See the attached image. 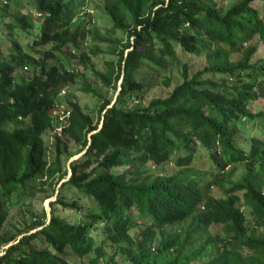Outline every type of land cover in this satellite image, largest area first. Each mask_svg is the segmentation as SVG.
<instances>
[{"label": "trees", "instance_id": "trees-1", "mask_svg": "<svg viewBox=\"0 0 264 264\" xmlns=\"http://www.w3.org/2000/svg\"><path fill=\"white\" fill-rule=\"evenodd\" d=\"M7 1L0 3L2 11ZM32 1L39 16V31L29 43L32 50H21L11 39L0 57V228L8 209L5 199L13 191L30 194L34 187L28 182L36 176L42 177L40 185L64 177L60 155L69 154V141L84 149L68 161L70 172L58 186L84 192L98 209L67 221L56 212L55 203L78 208L56 192L48 203L46 222L38 218L15 234L0 232V264H69L66 248L77 256L89 254L86 264H99L104 249L92 234L96 228L116 244L128 264H190L212 240L218 247L201 264H264V55L251 60L254 38L264 51V14L251 5L253 0H234L225 7L219 0H102L110 32L123 34L93 33L114 56L103 70L94 68L89 57L101 49L92 46L86 51L80 44L86 21L78 14L84 12L83 0ZM4 25L8 33L15 27L24 30L32 27V17L12 14ZM47 42L48 48L35 47ZM245 43L247 48L231 58ZM175 45L202 56L203 65L188 74L182 63L180 81L166 95L142 103L132 91L144 84L131 77L132 71L143 59L163 65ZM64 49L75 54V62L90 69L102 86L115 90L120 79L113 99L82 79L81 89L99 98L96 120L68 89L83 72L61 62L48 63ZM23 66L31 70L28 78L14 72ZM162 79L169 84L168 76ZM61 88L64 93L57 96ZM258 99L261 107L253 110L249 104ZM54 102L67 110L59 133L54 127L60 121L51 114ZM242 118L262 129L260 136L249 134L239 145ZM22 120L27 123L5 127L8 121ZM45 131L53 138L49 160ZM199 150L214 165L209 179L190 164ZM172 154L173 171L155 170ZM236 163L241 171L232 179ZM211 184L224 195H211ZM240 203L249 207L260 233L246 225ZM138 216L147 217V223L132 239L128 229ZM187 218L183 228L176 226ZM211 223L221 224L213 235L207 231ZM103 264L119 263L109 254Z\"/></svg>", "mask_w": 264, "mask_h": 264}, {"label": "rangeland", "instance_id": "rangeland-1", "mask_svg": "<svg viewBox=\"0 0 264 264\" xmlns=\"http://www.w3.org/2000/svg\"><path fill=\"white\" fill-rule=\"evenodd\" d=\"M219 4L222 7L227 6L234 0H219ZM2 1L0 0V3ZM251 5L259 10L262 14H264V3L260 0H253ZM81 9L85 12L78 13L82 18H85L84 25V34L82 35L80 44H83V49L88 51L89 47L98 46L101 51H98L95 54H89L90 62L92 66L98 70L105 69V61L113 59V54L107 52L106 43L98 42L94 37L93 33L96 32L100 35H115L117 37H122L123 34L120 30H115L112 34L109 30L110 20L108 15L103 11L102 8V0H83ZM29 14L32 17V27L27 29H21L15 27L12 29V33H8L7 29L4 25L5 22L11 19L12 14ZM76 15L75 17L78 18ZM75 18V19H76ZM88 18V20H87ZM74 19V20H75ZM92 19V20H91ZM88 30H91L92 33ZM39 31V16L36 15L34 10L33 1L32 0H8L6 10L2 11L0 8V57L6 53L9 47V41L11 39L17 40L20 45L21 50L30 51L32 50L30 44L32 39L36 38L37 33ZM253 42L256 45V50L253 52L251 56V60H255L261 56H263V46L262 43L254 38ZM51 45V42H47L42 45L35 46L37 48H48ZM248 46V43L243 44V48L240 51L232 52L230 54L231 58H236L240 55ZM56 62L57 64L61 62L65 66L75 70L80 69L83 72V77H76V81L73 85L69 86L68 89L71 90L80 104L81 108L90 114L93 120H96L98 117V113L96 111L97 104L99 102V98L95 95H92L89 92H84L81 89V82L84 79L88 82L93 88L101 92L104 96H112L114 98L117 89H118V81L116 84L115 90H111L109 87H104L100 83L99 79H97L94 75H92L90 69L82 68L80 64L75 62V54H69L67 49L61 50L56 54L55 57L48 59V63ZM187 65L188 74L195 71L197 68H200L204 59L202 56H192L191 54L180 49L179 46L175 45L174 54L170 57L164 59V64L159 66L146 59L141 60L140 64L132 71L131 77L135 80L141 81L144 85L142 89L132 91V95H137L141 98V102L145 103L150 97L153 96H164L171 89L173 84L180 81V71L181 64L184 63ZM16 75H21L24 78H28L31 74V70L29 68H21L17 67L15 69ZM163 76H168L170 78L169 84L166 85L163 83ZM262 100L258 99L255 101H251L249 104L250 108L253 110L261 107ZM242 123L240 124L238 132V136H236V142L239 145H243L244 140L247 135L253 134L255 136L261 135V125L254 124L253 121L242 118ZM27 123L26 120L22 121H8L5 123V127L11 129L16 125H25ZM52 132L45 131L42 134L43 142L46 146V158L49 160L52 157ZM67 152L69 154L60 155L61 164H64L66 168V174L64 177L54 181L52 184H41L40 181L42 177L36 176L34 179L28 182V184L32 185L31 193L28 194L26 190H15L13 191L6 200V205L8 206L7 214L5 220L0 228L1 234L8 236L10 234H15L17 229L23 228V226L34 219L44 218V222L47 221L48 213H49V201L53 200L56 196V192H61L63 197L67 201H74L78 210L76 211L74 208H64L58 203H55L56 212H58L61 216L65 217L67 221H74L77 218H84V214L93 212L97 208L95 201L88 195H85L84 192L77 191L73 187L70 186H61L59 188V182L67 177L69 174L68 161L80 155L81 151L79 145L74 142L69 141L66 146ZM182 151L179 150L178 153ZM175 154L171 156L170 161L162 164L155 168V170L163 173H168L174 170L173 157ZM194 168L200 171V174L204 179H209L212 174L215 172L214 165L208 156L204 153V151L199 150L195 156L193 157L191 163ZM234 171L230 176L232 179H236L238 177L239 172L241 171V165L236 163L234 165ZM226 169L223 170L225 174ZM42 188V190L39 189ZM208 192L213 196H223V190L217 186L216 184H211L208 186ZM240 207L242 208L245 214V223L248 227H254V216L250 213L249 207L240 203ZM83 215V216H82ZM136 223L128 229V233L132 239L137 238L139 236V231L144 227L147 223V217L138 216L136 217ZM188 221V218L184 222H179L176 226L183 228ZM220 223H211L207 231L210 235L218 232L220 229ZM37 228V227H35ZM34 229V228H33ZM33 229L28 230L32 231ZM255 232L260 233L261 228L255 226ZM92 234L96 240V243L101 244L104 249V254L100 257L99 264H103V259L107 257L109 254H113L114 258L118 261L119 264H128L124 255L117 249L116 244L109 243L104 234L101 232L100 228H96L92 230ZM18 236V235H17ZM159 235L156 236L154 241L151 243V246L156 245V241ZM202 240V238L200 239ZM41 241V240H40ZM40 241H36V244H39ZM120 244H126V242H122ZM132 247V245L130 246ZM218 247V242L216 240H212L198 255V257L190 262V264H201L207 258H209ZM64 257L68 261L69 264H86L89 254L83 256H77L73 253L69 248H66Z\"/></svg>", "mask_w": 264, "mask_h": 264}, {"label": "built area", "instance_id": "built-area-1", "mask_svg": "<svg viewBox=\"0 0 264 264\" xmlns=\"http://www.w3.org/2000/svg\"><path fill=\"white\" fill-rule=\"evenodd\" d=\"M2 2H5V0H1ZM92 20V19H91ZM71 51H73V49H71ZM23 68L25 69L26 67L23 66ZM64 93V88H61L58 92H57V96H62ZM51 114L53 117L57 118L60 121V124L56 125L54 127V130L59 133L60 128L63 124V118L64 116L67 115V110L63 109L62 104L54 102L53 107L51 108Z\"/></svg>", "mask_w": 264, "mask_h": 264}, {"label": "water", "instance_id": "water-1", "mask_svg": "<svg viewBox=\"0 0 264 264\" xmlns=\"http://www.w3.org/2000/svg\"><path fill=\"white\" fill-rule=\"evenodd\" d=\"M120 81V79L118 80V82ZM100 125V123L97 125V127ZM84 149V148H83ZM83 149H82V151H83ZM82 151H81V153H82ZM70 172V171H69ZM10 243V241L9 242H7V244H9ZM7 244H5L4 246H6Z\"/></svg>", "mask_w": 264, "mask_h": 264}]
</instances>
